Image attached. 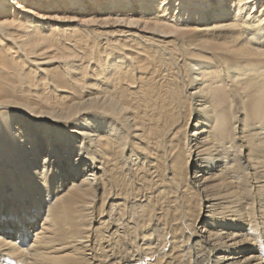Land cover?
Returning <instances> with one entry per match:
<instances>
[{"label": "bare ground", "instance_id": "bare-ground-1", "mask_svg": "<svg viewBox=\"0 0 264 264\" xmlns=\"http://www.w3.org/2000/svg\"><path fill=\"white\" fill-rule=\"evenodd\" d=\"M9 1L0 264H264V0L49 15ZM150 181L166 186L164 223L148 220L152 194L131 197ZM141 222L144 252L125 254Z\"/></svg>", "mask_w": 264, "mask_h": 264}, {"label": "rangeland", "instance_id": "rangeland-1", "mask_svg": "<svg viewBox=\"0 0 264 264\" xmlns=\"http://www.w3.org/2000/svg\"><path fill=\"white\" fill-rule=\"evenodd\" d=\"M6 2H8L9 0H5ZM5 1H1L0 0V2H5ZM73 1V4L72 3H69V7H66V5L68 4V2H72ZM118 1H121V2H125L124 4L125 5H129V7L131 8V9H133V8H135V9H138L140 6H139V3L140 2H142V1H144V0H56L55 2H54V0H27V3H28V5H36L37 6V9L40 11V13H46V14H51V13H54V12H58V13H72V11L73 12H75V13H83V12H85L86 10L87 11H94V12H106V11H110V10H113L114 9V7H112L111 5H112V3L113 2H118ZM154 0H149L148 2H151V5L150 6H152L153 4H152V2H153ZM157 1H163V0H157ZM171 1V4H172V6H175V7H180V2H181V0H170ZM5 2V3H6ZM10 2V1H9ZM145 2H146V0H145ZM211 2V1H210ZM210 2H208V3H210ZM75 3V4H74ZM156 6V5H155ZM133 7V8H132ZM186 8L187 9H189V10H192V9H195L196 8V3H194V0L192 1V2H187L186 3ZM163 151V150H162ZM191 167V166H190ZM190 169V168H189ZM164 173V172H163ZM162 174V173H161ZM163 176H164V174H163ZM161 178H164V177H162V176H160ZM157 179V178H156ZM158 180H160V179H158ZM157 181V180H156ZM160 182V181H159ZM157 183V182H156ZM155 182H153V181H150V184L148 185L147 184V186L146 187H144V188H146V189H144V188H140V186H137V184L136 183H130V185H131V187L129 186V191H130V193H131V197L133 198H135V199H144L145 197L143 196V195H151L152 194V196H153V203H151L152 202V199H151V201L149 200V202L151 203V204H149V208L147 207V212L150 214V216L148 217V220L150 219H155L156 217H158V216H161V222L162 223H164V219H165V217H166V215L164 214L166 211V205H165V202H164V200H161L160 202H159V204H155V206H154V201H157V199L160 197L159 195H160V193H162V191H161V189H165L166 188V186H165V184H164V186L165 187H156V185H158V183L156 184ZM161 183V182H160ZM151 185V186H150ZM133 187V188H132ZM157 189H156V188ZM161 191H159V190ZM147 190V191H146ZM132 191H133V193H132ZM155 193V194H154ZM175 193V192H174ZM174 193H173V195H174ZM133 194V195H132ZM200 197L199 196H197V195H191V197L190 198H188V199H186V203L184 202L183 204L185 205V207H186V211H187V209H188V212H189V214L188 215H186V221L187 222H189V224L191 223H193L194 221H195V217H196V214H197V210H198V203H199V201H200ZM153 204V205H152ZM181 205H182V203H181ZM106 207V206H105ZM152 207V208H151ZM102 208V206L101 207H99V210ZM104 208V207H103ZM164 208V209H163ZM159 209V210H158ZM183 209V208H182ZM200 209H202L201 210V215H200V220H199V222H198V225L197 226H202V225H204V224H206L209 220H208V218H206V216L208 215V210H205L204 208H201L200 207ZM153 210H155V211H153ZM162 210V213L160 214V211ZM131 212H129L128 214H129V216L131 215L130 214ZM154 213V214H153ZM158 213V214H157ZM176 213V216L177 215H179V213H177V212H175ZM163 214L165 215V217L163 216ZM136 218H137V215H135V220H136ZM135 220L133 219L132 221H134L135 222ZM139 219L137 218V221H138ZM150 220H149V222H150ZM148 222V221H147ZM149 222H148V224H149ZM146 223V222H145ZM98 224V223H97ZM137 224V223H136ZM95 225H96V223H95ZM133 225H134V223H133ZM141 226H139L138 225V228H136V229H138L137 231H136V229L134 228H132L131 230H130V240L128 241V242H130V243H123L124 244V246H123V244H122V246H121V249H122V251L123 252H125V248H124V250H123V247H126V252H125V254H128V255H131V256H136L137 254H139L141 251L142 252H144V249H142V248H144V246L143 247H139L138 245H139V243L137 244L135 241H137L138 239L137 238H139V237H145V236H147V235H149L150 233H152L153 232V229H151L150 228V226H147V225H145L144 223H142L141 222V224H140ZM142 227V228H141ZM144 227V228H143ZM147 228V229H146ZM168 230V229H167ZM140 231V232H139ZM167 232L168 231H165V233L166 234H164V237H161L160 239H159V243L162 245L164 242H166V241H164L165 239H166V237H167V239H171V234H167ZM134 233V234H133ZM168 235V236H167ZM181 236L182 235V233H181V231H179L178 232V236ZM137 236V237H136ZM166 236V237H165ZM132 237H133V239H132ZM185 237L183 236L182 237V239H184ZM132 240H133V242H132ZM140 240V239H139ZM161 241V242H160ZM164 241V242H163ZM142 243V242H141ZM131 244H132V246H131ZM133 244H134V246L136 247H134L133 246ZM155 245V244H154ZM138 246V247H137ZM146 247V246H145ZM133 248V249H132ZM135 248V249H134ZM137 248H138V251H137ZM141 249V250H140ZM101 252V251H100ZM100 252H98V253H100ZM131 252V253H130ZM146 255L145 256H148L147 255V253H145ZM99 256H101V254L99 255ZM180 259V258H179ZM179 259H177V261L176 262H173L174 264H192L191 263V261H190V259L187 261V259L188 258H186V259H184V257L182 258V259H180V261H179ZM118 261V258H115V259H113V262H115V261ZM117 261H116V264H119V263H117ZM150 261V259L148 260V262Z\"/></svg>", "mask_w": 264, "mask_h": 264}]
</instances>
